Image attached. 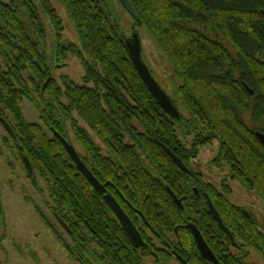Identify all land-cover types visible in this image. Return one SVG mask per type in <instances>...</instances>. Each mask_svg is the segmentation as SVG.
I'll return each mask as SVG.
<instances>
[{"label":"trees","instance_id":"obj_1","mask_svg":"<svg viewBox=\"0 0 264 264\" xmlns=\"http://www.w3.org/2000/svg\"><path fill=\"white\" fill-rule=\"evenodd\" d=\"M57 1L75 24L80 48L61 46L65 28L51 0H0V101L20 121H25L24 100L33 102L47 128L62 134L63 124L70 127L96 155L94 142H88L91 130L110 152L108 158L97 155L100 164H140L139 189L167 195L155 199L156 209L168 199L167 190L151 189L146 177L154 172L166 179L164 186L184 198V211L171 205L173 232L177 226L195 224L210 246L216 244L219 264H246L249 250L264 261V233L252 213L230 201V184L204 182L203 187L237 248L164 149L190 164L200 147L218 141L219 156L212 166L229 168L232 181L264 202V147L256 136L264 134V0H130L140 18L139 24L134 20L135 28H145L180 83L176 96L189 116L180 120L160 108L139 76L111 0ZM45 19L55 37L51 53ZM70 58L84 69L82 85L54 77ZM27 129L28 155L46 163L39 170L48 179L53 205L68 219L76 188L75 208L84 219L85 179L72 164H57L70 159L56 138L44 134L43 126ZM190 136L194 138L187 147L183 139ZM179 230L195 248L191 233Z\"/></svg>","mask_w":264,"mask_h":264},{"label":"flooded vegetation","instance_id":"obj_2","mask_svg":"<svg viewBox=\"0 0 264 264\" xmlns=\"http://www.w3.org/2000/svg\"><path fill=\"white\" fill-rule=\"evenodd\" d=\"M45 100L50 105L49 99ZM29 102L37 111L36 118L29 120L23 115V122L13 115L5 103L0 102V264H216L206 260L199 251L189 228L193 225L198 229L195 224L190 222L177 226L173 232L171 205L174 202L184 211V198L177 197L168 185L164 186L166 179L157 177L154 172L146 177L151 189H156L159 193L167 190L168 199L163 203L159 202L156 209L155 199L167 195L153 191L144 193L139 189L140 164H100L96 160L97 155L102 159L108 158L110 152L102 140L89 129L88 142H94L97 155L84 156L77 149L75 142L79 146L81 143L72 129L63 124L64 130L59 134L75 148L83 164L103 187V192L97 191L69 155L70 160L58 162L57 164H72L88 186L85 218L81 220L82 214H78L75 208L78 194L73 187L75 190H72L68 204L71 207L70 215L65 219V215H61L53 205L48 179L39 170L40 166L46 163L38 162L28 155L31 139L28 137L27 125H41L49 139L56 138L61 144L62 142L56 137V131L47 128L41 120L36 105ZM29 102L25 101L22 105L25 107ZM37 102L41 103L40 99H37ZM41 105L42 111H46V104ZM184 165L189 172H184L176 166L189 176V179H185L192 180L194 195L204 198L211 215L209 200L215 210L216 207L204 191L203 185L205 182L216 187V184L205 180L202 173L195 168V164ZM145 166L150 167L149 164ZM174 196L183 208L178 206ZM106 197L116 202L136 228L140 243L136 245L130 239L119 218L107 204ZM148 205L153 208L147 209ZM203 210L201 209L202 212ZM32 214L38 216L43 224V228L35 227L34 234L29 233L27 225V220ZM211 217L217 223L212 215ZM179 228L191 233L195 248L189 246L187 235ZM198 231L217 259L213 251L216 244L210 246L202 232L199 229ZM49 235L54 239L53 243L46 240ZM55 244L53 249L58 251L54 252L56 256H44V253H50L51 246Z\"/></svg>","mask_w":264,"mask_h":264},{"label":"rangeland","instance_id":"obj_3","mask_svg":"<svg viewBox=\"0 0 264 264\" xmlns=\"http://www.w3.org/2000/svg\"><path fill=\"white\" fill-rule=\"evenodd\" d=\"M51 2L53 7L56 9L59 18L63 22L65 28L60 43L61 46L74 44L80 48L81 42L74 22L68 16L65 8L57 0H51ZM111 4L113 7V13L121 26L123 35L126 37V39H130L132 38L134 33L139 34L142 42V58L145 64L153 73V76L158 82V84L162 87V89L166 92V94L176 103V106L178 107V111L183 116V118L189 119L188 113L181 105L179 98L176 96V90L180 86V83L175 78L171 66L166 60L165 56L160 52V50L154 44L153 40L151 39L150 35L145 30V28L142 27L141 28L139 27L137 29L135 28L134 19L131 17V15L127 12V10L118 0H111ZM45 23L47 25L46 30L48 36L47 38L48 52L51 53L52 47L55 44V37L47 19H45ZM54 77L57 80H60L61 78H68L72 82L78 85H82L83 77H84V69L82 68L78 59L70 58L66 62V65L63 68L55 70ZM25 101L29 102V100H24V102ZM21 110L23 112V115H26L29 120L36 118L37 111L33 107V104H31L30 102L27 103L25 107L24 104L21 105ZM193 138H194L193 136H190L187 139H183L184 144L187 147H189L192 143ZM75 144L76 146H78L77 149L80 150L84 156L87 155V157H89L94 155L92 151L89 153L88 149L86 147L84 148L83 145L79 146L77 142H75ZM218 156H219V142L214 141V143L211 145L200 147L197 157L193 159L190 162V164H195V168L202 173L205 180H209L212 183H215L217 187H219L221 183H223L224 181H227L230 184L233 191L230 201L234 205L238 207H242L244 211H247V213L248 212L252 213L260 227V230L264 233V202L260 199V197L256 193L254 192L250 193L246 191L238 181H232L230 177L229 168H227L226 166L219 167L217 165L216 167H213L212 164H215ZM0 164L2 163L0 162ZM27 225L29 226L30 234L35 233L36 231L35 227L43 228V224L40 218L38 216H34L33 214L28 218ZM50 237L51 236L49 235L46 240H48L49 243H53L54 239ZM54 247H56V244L51 246L50 253L48 254L44 253V256H50V255L56 256L54 252H58V251L54 250L53 249ZM248 252L250 255L246 260V264H264V261L253 250H249ZM233 253L238 254V252L235 249L233 250ZM46 261L51 262L49 260Z\"/></svg>","mask_w":264,"mask_h":264},{"label":"water","instance_id":"obj_4","mask_svg":"<svg viewBox=\"0 0 264 264\" xmlns=\"http://www.w3.org/2000/svg\"><path fill=\"white\" fill-rule=\"evenodd\" d=\"M123 7L127 10V12L131 15V17L136 21V23H140V18L134 9L133 5L131 4L130 0H118ZM126 48L128 51V54L130 56V59L137 70L139 76L143 80L145 86L149 90L150 94L154 98V100L157 102V104L160 106V108L171 118H174L176 120L181 119V114L176 108V106L173 104L172 100L169 98V96L166 94V92L162 89V87L158 84L156 79L154 78L153 74L151 73L148 66L145 64L143 58H142V42L141 38L138 33H134L132 38L126 39ZM51 78H49L46 82V84L43 87V91H45L47 85L49 84ZM252 93V92H251ZM6 124V123H5ZM6 126L9 128V126L6 124ZM10 129V128H9ZM56 137L62 142L66 152L70 156V158L76 163L77 168L80 170L82 175L93 185V187L100 192H103L102 185L93 177V175L90 173V171L86 168V166L83 164L82 160L80 159L78 153L76 152L75 148L68 143L67 140H65L59 133L55 132ZM256 136L259 140V142L264 147V134H261L259 132L256 133ZM165 151L167 154L171 157V159L174 161V163L184 172H189V170L185 167L184 163L176 156L174 153L169 150L168 148H165ZM31 172V169H30ZM174 199L176 200L178 206L181 208L182 205L180 201L176 199L174 196ZM209 200V199H208ZM106 202L110 206V208L114 211L116 216L119 218L123 228L128 233L130 239L136 244L140 243V235L138 234V231L136 228L132 225L130 220L126 217V215L123 213V211L120 209V207L116 204V202L113 199L106 197ZM209 207L211 215L216 220L219 227L223 230V232L230 238L233 246H237L235 239L233 235L230 233L228 228L224 225V222L222 218L220 217L219 213L215 208L213 207L212 203L209 200ZM189 228L191 229L194 239L196 241V244L198 246L199 251L203 255V257L210 261L214 262L216 264L218 263V260L215 259L213 253L209 249L208 245L206 244L205 240L203 239L201 233L198 231V229L190 225ZM137 245V244H136ZM142 245V244H138Z\"/></svg>","mask_w":264,"mask_h":264}]
</instances>
